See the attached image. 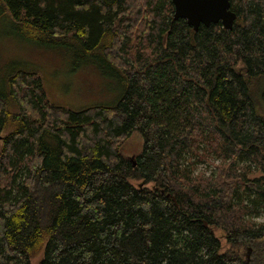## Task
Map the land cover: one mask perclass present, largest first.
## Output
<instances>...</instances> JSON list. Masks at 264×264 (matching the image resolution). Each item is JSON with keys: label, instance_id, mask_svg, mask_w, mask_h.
Returning a JSON list of instances; mask_svg holds the SVG:
<instances>
[{"label": "trees", "instance_id": "16d2710c", "mask_svg": "<svg viewBox=\"0 0 264 264\" xmlns=\"http://www.w3.org/2000/svg\"><path fill=\"white\" fill-rule=\"evenodd\" d=\"M230 9L231 29L194 30L171 0H0L21 38L98 57L119 84L114 101L74 109L50 100L37 67L5 77L0 264H264V116L250 90L264 0Z\"/></svg>", "mask_w": 264, "mask_h": 264}, {"label": "rangeland", "instance_id": "374dc122", "mask_svg": "<svg viewBox=\"0 0 264 264\" xmlns=\"http://www.w3.org/2000/svg\"><path fill=\"white\" fill-rule=\"evenodd\" d=\"M53 49L30 38H21L13 29L10 19L0 12V89L7 74L14 67L26 63L39 68L47 95L60 105L77 109L91 104L110 103L117 98L119 84L116 76L100 72L98 57L81 62L64 49ZM250 90L257 112L264 116V77L254 79ZM141 146V136L134 132L123 143L121 152L133 158ZM199 169H206L209 173V168L204 165H200ZM256 220H264V215L261 214ZM217 234L221 235L219 231ZM222 245L227 246L224 239ZM241 253L247 260L251 259L250 247L244 246Z\"/></svg>", "mask_w": 264, "mask_h": 264}, {"label": "water", "instance_id": "95a60500", "mask_svg": "<svg viewBox=\"0 0 264 264\" xmlns=\"http://www.w3.org/2000/svg\"><path fill=\"white\" fill-rule=\"evenodd\" d=\"M174 19L182 18L194 30L199 25L220 22L224 29H231L236 13L230 9L231 0H171Z\"/></svg>", "mask_w": 264, "mask_h": 264}]
</instances>
